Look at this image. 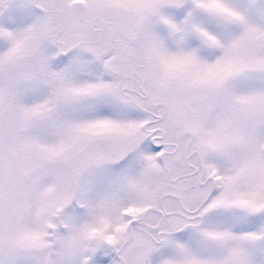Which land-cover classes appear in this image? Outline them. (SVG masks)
<instances>
[{"label":"snow or ice","instance_id":"snow-or-ice-1","mask_svg":"<svg viewBox=\"0 0 264 264\" xmlns=\"http://www.w3.org/2000/svg\"><path fill=\"white\" fill-rule=\"evenodd\" d=\"M0 264H264V0H0Z\"/></svg>","mask_w":264,"mask_h":264}]
</instances>
